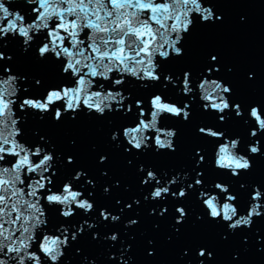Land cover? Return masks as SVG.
<instances>
[{
    "label": "snow or ice",
    "instance_id": "snow-or-ice-1",
    "mask_svg": "<svg viewBox=\"0 0 264 264\" xmlns=\"http://www.w3.org/2000/svg\"><path fill=\"white\" fill-rule=\"evenodd\" d=\"M14 2L0 0V264H60L70 242L76 241L85 229L97 227V222L84 218L95 209L85 197V191L92 196L90 188L94 182L82 171L62 184L54 179L57 171L53 166L59 157L45 146L46 138L39 136L35 143L23 139L22 122L29 110L40 113L41 119L44 114H52L55 121H61L65 114L75 119L81 112L98 116L131 114L130 122L122 127L126 143L118 147L129 154L132 150L142 153L153 145L157 152H175L177 131L167 123L168 118L187 122L192 104L198 99L201 112L214 113L217 121L215 125L198 127V134L212 142L217 171L239 180L242 172L251 170V157L264 155V109L250 106L245 117L241 102L231 99L232 88L220 79L210 78L220 71L215 65L217 55L210 54L209 65L197 74L196 82L191 71H184L182 79L168 71L173 58L184 55L185 38L197 27L222 22L223 17L216 14L211 0H24L30 7V12L24 14L9 7ZM13 42L22 55L55 66L58 79L51 87L35 77L30 81L14 70V56L5 52ZM161 79L162 91L151 95L147 105L144 99H134L131 92L126 95L123 91L126 84L138 82L146 89ZM169 86L178 98L172 102L163 92ZM37 88L41 91L36 94L43 99L32 98L34 93L30 90ZM233 113L247 130L246 139L242 135H226V129L217 130ZM162 121L164 127L159 126ZM120 135L114 132L112 139L118 140ZM202 151L195 149V177L191 182L187 172L177 173L164 180V186L152 188L151 200L163 201L168 196L180 200L188 196V190H194L208 218L222 220L233 233L251 228L257 218L264 217V189L240 183L239 190L244 193L241 197L227 183L205 184L204 172L198 170L205 162ZM106 159L100 156V162ZM67 163H73L71 156ZM139 171L145 172L143 165ZM82 177L89 189L81 190L78 182ZM162 180L163 176L158 178L149 168L140 183L147 186L154 181L160 185ZM177 185L178 191H172ZM148 199V195L144 196V200ZM242 200L246 214H241ZM120 203L116 201L117 205ZM133 204L139 205L140 200L125 204L117 215L101 208L100 222L118 223L121 214L125 209L131 210ZM55 208L63 220L50 224L49 212ZM77 209L84 214L80 220L65 223L78 215ZM168 210L161 207L159 215L163 217ZM174 210L178 214L175 224L182 225L187 210L179 205ZM150 214H155V209ZM136 223L131 219L127 226ZM175 231L179 233L180 229ZM91 235L93 240L99 238L95 231ZM104 239L115 242L118 234L114 232ZM126 251L127 248L110 255V259L129 264L130 258H124ZM196 256L197 264H205V259L199 258L211 259L213 254L200 248Z\"/></svg>",
    "mask_w": 264,
    "mask_h": 264
},
{
    "label": "water",
    "instance_id": "water-1",
    "mask_svg": "<svg viewBox=\"0 0 264 264\" xmlns=\"http://www.w3.org/2000/svg\"><path fill=\"white\" fill-rule=\"evenodd\" d=\"M211 3L216 14L223 17L222 22L197 27L185 38L184 55L173 58L167 66L168 71L174 77L179 75L180 79L184 71H191L196 82L197 74L209 65L210 54L217 55L215 65L220 71L214 72L210 78L220 79L232 88L231 99L241 102L247 117L250 106L258 105L264 109V0H211ZM9 7L22 14L30 12L24 0H16ZM5 52L14 56V70L29 77L30 81L33 77L41 79L46 87H51L57 81L58 73L54 65L38 63L31 55H22L15 42ZM163 84L161 79L160 82L148 84L145 89L138 82H133L126 84L123 91L126 95L131 92L134 99H144L147 105L151 95L162 91ZM30 91L34 93L32 98L43 99L42 95L36 94L41 89ZM163 92L169 102L178 99L171 86ZM199 103L197 99L192 104V115L187 122L176 117L168 118L167 123L177 131L175 152H157L153 145L142 153L132 150L129 154L122 146L118 147V144L126 143L122 127L130 122L131 114L124 116L120 112L98 116L81 112L75 119L65 114L61 121H55L52 114H44L41 119L40 113L28 111L22 122L23 139L35 143L39 136L46 138L45 146L59 157L53 166V170L57 171L54 179L62 184L77 171H82L95 185L90 188L92 196L89 197L85 191V197L94 203L95 209L84 218L97 222V227L85 229L76 241H71L69 247L64 249L65 256L60 264H92L93 261L94 264H119V260H111L110 255L124 252L126 248L124 258H130L129 264H189L190 261L197 264L196 253L200 248L213 254L211 259L199 258L205 259V264H264V239H258L264 238V217L257 218L251 228H240L233 233L222 220L213 221L207 217V210L197 200V191L188 190V196L180 200H173L171 196L163 201L150 198L154 186H164V180L177 173L183 175L187 172L188 181H192L195 177L192 172L193 156L197 148L203 149L201 154L205 155V162L198 169L204 172L202 179L205 184L213 181L227 183L241 197L244 193L239 190L240 183L247 187L260 185L264 189V155L251 157V170L242 172L239 180L214 168L212 142L198 134V127L215 125L217 121L214 113H202ZM159 126L164 127V122ZM224 129L227 130L226 135L247 138V130L234 113L227 123L219 124L217 130ZM114 132L121 133L115 141L112 139ZM102 155L107 157L104 162H100ZM69 156L73 159L71 164L67 163ZM141 165L145 168L143 173L139 171ZM149 168L157 173L158 178L163 176L160 185L154 181L147 186L141 185L140 181ZM83 180L84 177L78 182L82 185L81 190L89 189L90 186L83 184ZM172 191H178V185L173 186ZM146 195L149 196L147 201L144 200ZM134 199L140 200V204H133L131 210L125 209L118 223L100 222L101 208L117 215L120 214L119 208L132 203ZM117 200L121 202L119 205L116 204ZM176 205L185 207L188 213L182 225L175 224V216L178 215L174 210ZM161 207L169 209L163 217L159 215ZM240 208L241 214H246L243 200ZM152 209H155V214H150ZM76 211L78 215L72 221L64 222L79 221L84 214L79 209ZM198 216H202V219H197ZM131 219L137 220V223L127 226V221ZM62 220L58 208L49 212L50 224ZM175 228L180 229L179 233ZM93 231L99 233L96 240L92 239ZM114 232L118 234L117 241L104 239ZM244 238H247L246 242ZM129 245L130 248L127 247ZM76 249H80V252L77 253Z\"/></svg>",
    "mask_w": 264,
    "mask_h": 264
}]
</instances>
